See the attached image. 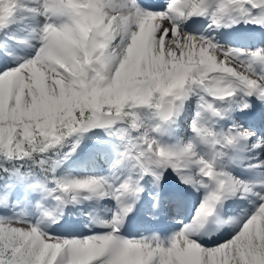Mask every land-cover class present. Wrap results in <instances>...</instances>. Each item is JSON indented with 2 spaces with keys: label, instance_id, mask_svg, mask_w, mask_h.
I'll return each mask as SVG.
<instances>
[{
  "label": "snow or ice",
  "instance_id": "snow-or-ice-1",
  "mask_svg": "<svg viewBox=\"0 0 264 264\" xmlns=\"http://www.w3.org/2000/svg\"><path fill=\"white\" fill-rule=\"evenodd\" d=\"M194 18L210 31L264 29V0H166L160 8L146 0H0V35L15 40L14 25L35 21L19 40L33 51L0 67V179L41 196L35 221L0 215V264H264V47L190 33L184 26ZM193 96L191 137L164 143ZM96 130L119 141L109 174L58 176ZM234 167L256 175L242 179ZM169 173L202 193L191 220L168 237L123 235L145 194L154 209L163 205ZM101 200L115 201L111 218L86 215L89 227L106 231L47 230L67 206ZM229 200L252 210L224 219ZM10 206L0 195V208ZM213 222L234 234L207 246L201 237Z\"/></svg>",
  "mask_w": 264,
  "mask_h": 264
},
{
  "label": "rangeland",
  "instance_id": "rangeland-1",
  "mask_svg": "<svg viewBox=\"0 0 264 264\" xmlns=\"http://www.w3.org/2000/svg\"><path fill=\"white\" fill-rule=\"evenodd\" d=\"M166 1H164V5ZM199 20V18H198ZM198 31L188 30V32L197 34V35H212L215 36L216 40L225 46L233 47V48H244V49H255L257 47H264V29L259 28L261 31H255V33L250 34V30H247L248 34L250 35H239L236 36L234 30L230 29L228 32L227 30H209L208 29V21L205 19H200L198 22H195ZM194 25V26H195ZM193 26V27H194ZM191 28V26H190ZM196 28V27H194ZM234 28V27H233ZM21 26H15L11 30V33L17 37V39H10L7 36L0 35V67L7 64L6 60L12 58V55H6L5 53L11 52V50L16 51L20 50V47L24 44L20 43L19 40L20 35L22 34ZM187 31V30H186ZM236 32L238 30H235ZM254 41V43L248 44V41ZM246 42V43H245ZM261 42V43H258ZM33 51V50H32ZM21 52V50H20ZM29 52H27L28 54ZM198 100L195 96L190 99L184 108L183 114L179 117V119L172 125L167 126V134L162 137V140L166 144H174L178 140H187L191 137L192 132L189 127L191 124L192 119L194 118L195 112L197 111ZM259 108V107H258ZM242 115V114H241ZM240 115V116H241ZM146 116H150L149 113H146ZM239 119V118H237ZM178 129L179 132H176ZM112 140H109L111 139ZM104 139H107V144H105ZM95 146V147H91ZM118 146L119 141H117L114 137H109L106 134L102 133L100 130H96V134L87 133L81 142L80 147L73 153L68 159L64 160L57 170V175L60 177H85V176H93V175H108L106 166H103V161L98 158L96 155L97 149L99 148L102 154L109 152L112 149V153L117 151L118 154ZM65 151H68L65 150ZM85 158V159H84ZM92 158V159H91ZM104 160L107 161V156L104 157ZM255 162V161H250ZM241 174H244L241 172ZM241 174H235L240 176L242 179ZM254 175H249L254 177ZM169 177H175V175L169 173ZM0 195H5L8 197L10 207L7 208H0V215L4 216H11L13 212H23L27 214V218L35 221L40 216V210L36 207L37 202L41 201V196L38 192H31L28 194V189L25 184H19L15 181L10 183V187L3 189L0 191ZM179 194L175 192V196H172L175 200H179ZM147 201L148 206L150 207L149 212L151 214L154 208L152 207L151 197L145 194L141 202ZM46 207H52L53 202L51 200L43 201ZM198 204H194L191 209V214L189 215V221L191 220L196 206ZM177 207V206H176ZM115 208V204L107 203H97V201H90L85 202L82 205H69L68 206V213H66L67 221L62 225V227H57L55 223H52L47 226V230L56 234V235H80V236H87L94 232L92 227H89V217L86 213H93L94 215L101 216L105 219L111 218V210ZM150 213H146L149 215ZM183 223V222H182ZM181 223V224H182ZM188 223V222H187ZM183 225H180V230ZM177 230V231H178ZM106 231V229H102L101 232ZM141 230H136L135 234H139ZM227 231L225 238L221 241L223 242L225 239H230L231 236L234 234V227L231 228L229 225L227 228L224 229V232ZM212 246V245H207Z\"/></svg>",
  "mask_w": 264,
  "mask_h": 264
},
{
  "label": "bare ground",
  "instance_id": "bare-ground-1",
  "mask_svg": "<svg viewBox=\"0 0 264 264\" xmlns=\"http://www.w3.org/2000/svg\"><path fill=\"white\" fill-rule=\"evenodd\" d=\"M152 1H153L152 4L155 1H157L161 5L163 3V1H166V0H152ZM146 2L149 3V0H146ZM196 21H198L196 18L190 20L184 26L185 30H187V31L188 30L198 31L199 28H197V27L196 28H194V27L190 28V26ZM34 24H35L34 20H29L24 25H20L22 28H25L24 32L22 33V38H24V37L29 35V30L31 29L32 26H34ZM15 26L16 25H14L13 27H15ZM220 29L221 30H227V32L230 29H232V30H234V33H235L236 36L243 35V34L250 35L252 33H255V31H257V29H258V31H261L259 29V27H256V26L251 25V24H243V23L234 25L232 27H224V28H220ZM235 30H238V31L236 32ZM247 30H250L251 33L248 34ZM20 50H21V52H20ZM20 50H16V51L11 50L12 51V58H9V59L6 60L7 64L11 63V64L14 65L16 60L18 59V57L25 56V55H27V52H31L32 51V49H30L26 45L21 46ZM257 107H259V106L257 105ZM240 115H241L240 113H235V117L236 118L242 119L246 123H250L253 120L252 118L249 119V117H244V116H242V115L240 116ZM176 132H179L178 129L176 130ZM105 140H107V139H104V141ZM109 140H112V138L109 139ZM91 147H95V146H91ZM257 151H262V150H257ZM116 152L117 151H114L112 153V150L110 149L109 152L105 153V156H107V158L109 160V161L107 160L109 162L108 168H107L108 174H109V172L112 169V165H113L114 161L117 159ZM97 153H100V155H102L101 151L100 152L97 151ZM249 154L250 155H254L255 153H251L250 152ZM261 159H264V154L261 155ZM161 187H162V194H163L164 197H165V195H168V194L171 195V193L176 192L175 188H179V187L181 189V192L184 193L187 198H189L190 196H193V200L194 201L195 200H200L201 195H202V193H195L190 188L186 187L185 185L180 184L179 180L176 177H169V174L167 175V178H166L165 182L163 183V185ZM165 199H166V197H165ZM187 201H190V200H187ZM88 202H90V201H88ZM107 202H109L110 204H112V203L115 204V201H113V200L97 201V203H99V205L101 203H107ZM170 202H171V205H170L171 209L173 211H177L179 213L181 212V207H185V206L188 205V202H181L179 204V206L175 205L172 201H170ZM233 202H234L233 206L229 208V206ZM144 205H146V202L143 201V200H142V203L141 202L137 203V206H136L134 212L129 216V218L125 222V225H124V228L122 230V233H124V231L126 230V231H130L131 235H133L134 234L133 232H135L136 229L147 227L148 225H150L149 222L151 221V217L148 218L145 221V218L143 216L144 212H146V207ZM175 206H177V207H175ZM67 209H68V206L64 209V214L68 213ZM143 209H145V210L143 211ZM245 209H248V210L250 209L249 211H251L252 210V205L250 203L246 202V201L229 200V201H227L225 203L224 210L222 211L221 216L224 219H225V217L226 218H228V217H236V214H238V216H239L241 214V212L243 210H245ZM64 214H63L62 218H66V216H64ZM181 216L185 219V221H187V219L189 217V214L188 213H181ZM138 221H140V222H138ZM93 230L96 232V231L102 230V228H98V227L94 226ZM174 232H176V229L173 231V233Z\"/></svg>",
  "mask_w": 264,
  "mask_h": 264
},
{
  "label": "trees",
  "instance_id": "trees-1",
  "mask_svg": "<svg viewBox=\"0 0 264 264\" xmlns=\"http://www.w3.org/2000/svg\"><path fill=\"white\" fill-rule=\"evenodd\" d=\"M66 149H64L65 151ZM13 181H8L6 179H0V191L10 187V183Z\"/></svg>",
  "mask_w": 264,
  "mask_h": 264
}]
</instances>
